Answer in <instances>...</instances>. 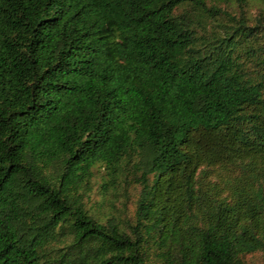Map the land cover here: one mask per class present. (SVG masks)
<instances>
[{
    "label": "trees",
    "instance_id": "trees-1",
    "mask_svg": "<svg viewBox=\"0 0 264 264\" xmlns=\"http://www.w3.org/2000/svg\"><path fill=\"white\" fill-rule=\"evenodd\" d=\"M250 1L0 0V264L264 251Z\"/></svg>",
    "mask_w": 264,
    "mask_h": 264
},
{
    "label": "rangeland",
    "instance_id": "rangeland-1",
    "mask_svg": "<svg viewBox=\"0 0 264 264\" xmlns=\"http://www.w3.org/2000/svg\"><path fill=\"white\" fill-rule=\"evenodd\" d=\"M250 6V14L256 13L258 11V7L261 5L263 6V1L262 0H251L249 2ZM99 181V177H96L95 182L98 183ZM92 204L95 205V203L93 201H97L99 198L98 197V192H97V184H94V188L92 191ZM130 209H131V205H130ZM246 260L249 264H264V251H257L255 253L249 254L246 257Z\"/></svg>",
    "mask_w": 264,
    "mask_h": 264
}]
</instances>
